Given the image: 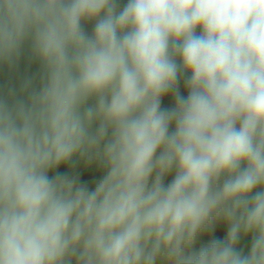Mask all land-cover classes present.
Here are the masks:
<instances>
[{
	"label": "clouds",
	"instance_id": "1",
	"mask_svg": "<svg viewBox=\"0 0 264 264\" xmlns=\"http://www.w3.org/2000/svg\"><path fill=\"white\" fill-rule=\"evenodd\" d=\"M119 5L0 0V264H264V0Z\"/></svg>",
	"mask_w": 264,
	"mask_h": 264
},
{
	"label": "crops",
	"instance_id": "2",
	"mask_svg": "<svg viewBox=\"0 0 264 264\" xmlns=\"http://www.w3.org/2000/svg\"><path fill=\"white\" fill-rule=\"evenodd\" d=\"M127 3V0H120V8H123V6ZM92 27L93 25L91 24V22L86 23V28L89 32L92 31ZM27 69V63L26 60L21 61L20 67H19V71L20 73H23L25 70ZM30 72H34L35 71V66L33 65L31 67V69H28ZM9 80V72L7 69H4L2 71H0V85L5 84L7 81ZM180 91L181 94L186 95L187 91L184 87L183 82H181L180 84ZM172 98L171 96H166L163 99V104L164 105H172ZM60 172H64L67 171V168L65 166H61V168L59 169ZM80 173H81V180L82 182H89V181H96L100 178L101 173L99 171H97L95 168L92 169H85L83 168V166H81L80 168ZM174 174H170L165 182L168 183L171 181V179L173 178ZM222 224L224 226V232L222 234V236H218L219 239H224L227 233V225L222 221ZM208 241L207 240H203V241H198L197 243H200L199 247L202 244H206ZM250 243H251V237H247L241 240L240 242V247L244 248L245 250H247L248 247H250ZM198 247V249H199Z\"/></svg>",
	"mask_w": 264,
	"mask_h": 264
},
{
	"label": "rangeland",
	"instance_id": "3",
	"mask_svg": "<svg viewBox=\"0 0 264 264\" xmlns=\"http://www.w3.org/2000/svg\"><path fill=\"white\" fill-rule=\"evenodd\" d=\"M93 23L94 22H91L92 25H93ZM223 232H224V226L222 224V221H218L215 224L214 232H204V233H202L200 236H198V238H200V239L197 238L195 243H197L198 241H203L205 238H210L211 236H222ZM198 244L200 245V243H198ZM197 250H198V248H197ZM157 264H166V262L163 261V260H158Z\"/></svg>",
	"mask_w": 264,
	"mask_h": 264
},
{
	"label": "trees",
	"instance_id": "4",
	"mask_svg": "<svg viewBox=\"0 0 264 264\" xmlns=\"http://www.w3.org/2000/svg\"><path fill=\"white\" fill-rule=\"evenodd\" d=\"M163 106H169V105H164L163 104ZM167 178V177H166ZM94 182L95 181H89V182H87L90 186H94ZM213 238H219L218 236H211L210 238H205L204 240H207V241H209V240H211V239H213ZM198 239H200V238H198ZM193 247H194V249H197L198 247H199V244L198 243H195L194 245H193Z\"/></svg>",
	"mask_w": 264,
	"mask_h": 264
}]
</instances>
